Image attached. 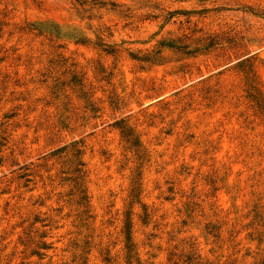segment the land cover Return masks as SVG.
<instances>
[{
    "label": "rangeland",
    "instance_id": "374dc122",
    "mask_svg": "<svg viewBox=\"0 0 264 264\" xmlns=\"http://www.w3.org/2000/svg\"><path fill=\"white\" fill-rule=\"evenodd\" d=\"M0 264H264V0H0Z\"/></svg>",
    "mask_w": 264,
    "mask_h": 264
}]
</instances>
